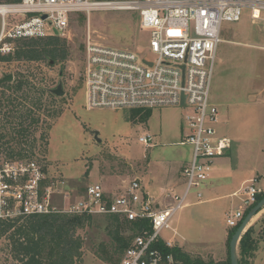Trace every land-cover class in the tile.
Here are the masks:
<instances>
[{
  "label": "built area",
  "instance_id": "2783aa9c",
  "mask_svg": "<svg viewBox=\"0 0 264 264\" xmlns=\"http://www.w3.org/2000/svg\"><path fill=\"white\" fill-rule=\"evenodd\" d=\"M96 9L138 10L141 26L149 30L146 53L117 48L89 39L83 57L86 107L110 109H153L181 106L188 132L182 143L193 148L184 168L185 187L178 194L163 192L158 201L134 179L116 193L101 183L89 184L71 199L63 187L49 182L34 159H7L0 164V221L17 220L47 213L88 215L117 214L128 220L146 219L144 228L124 251L119 264H181L173 251L177 235L172 220L188 204L192 190L203 199V187L211 177L216 160L232 147V139L218 132L221 111L211 101L210 91L223 22L240 21L245 11L253 21L264 22V0H19L0 2V52L14 50L16 39L51 35L66 36L78 15ZM45 16V17H44ZM264 48V46H263ZM153 58L147 57V52ZM151 133L139 141L151 146ZM264 192L253 178L238 191L240 204L226 216L227 225L238 226ZM57 200H63L61 205ZM67 201V202H66ZM249 226V225H248Z\"/></svg>",
  "mask_w": 264,
  "mask_h": 264
},
{
  "label": "rangeland",
  "instance_id": "374dc122",
  "mask_svg": "<svg viewBox=\"0 0 264 264\" xmlns=\"http://www.w3.org/2000/svg\"><path fill=\"white\" fill-rule=\"evenodd\" d=\"M222 37L236 42L224 41L219 44L210 98L218 104L222 114L228 110L227 98H232L239 117L236 128L231 132L225 123L217 126L218 132L228 134L233 142V170L227 178L217 183V190L226 192L238 184L235 177L243 173L264 175V103L262 96L256 95L264 86V48L255 46H264V22L253 21L249 12L245 11L240 21L223 22ZM63 38L67 40L68 47L64 60L56 63L48 60L0 62V79L5 74L11 73L14 77L19 72L29 70L42 77V83L47 88L60 86L64 92L56 99L44 96L45 113L54 110L61 113L56 118L46 114L43 116L42 127L35 135L38 138L42 132L47 133V150L44 151V142L38 140L30 153L45 170L49 182L63 187L58 181H65L71 199L82 194L91 183H101L111 193H116L134 179L142 180L145 190L151 193H160L162 186H176L173 181L177 180L182 187L178 190L183 191L186 180L184 167L190 163L193 153L190 144L182 143L188 132L183 121L185 108L157 107L151 109L147 120L132 121L131 109H88L85 106L83 57L86 43L91 39L140 54L146 53L149 30L141 26L139 11L96 9L90 14L78 15ZM146 55L153 58L149 51ZM1 124L3 121H0ZM49 124L51 128H47ZM144 133L154 136L153 145L139 141ZM32 138L26 142L29 149L34 144ZM5 153L0 146V164L7 160ZM195 192H190L189 203L173 217L172 226L180 233L175 241L182 244L191 256L201 257L198 249L195 251L194 241L199 237L208 238L213 249L203 259L227 262L228 245L224 257L214 255L224 250L228 225L223 209L224 204L230 207L229 200L213 202L224 203L222 208L211 207L212 202L195 204L192 203ZM62 201L57 200V203L61 205ZM106 226V216L93 215L91 224L80 230L84 239L83 264H109L96 255L100 244L110 241ZM251 226H254L255 236L261 234L264 212L256 215L248 228ZM9 235L0 238V264H21L10 252ZM162 236L171 239L173 231L166 229L162 231Z\"/></svg>",
  "mask_w": 264,
  "mask_h": 264
},
{
  "label": "trees",
  "instance_id": "16d2710c",
  "mask_svg": "<svg viewBox=\"0 0 264 264\" xmlns=\"http://www.w3.org/2000/svg\"><path fill=\"white\" fill-rule=\"evenodd\" d=\"M19 0H0V2H17ZM14 50L3 54L0 52V62L12 60L58 62L68 55L67 40L59 35L39 38L16 39ZM11 81L0 79V146L6 152L7 159H33L30 153L38 140L46 146L47 133L42 132L37 138L44 122L43 98L48 95L56 99L54 89L43 85V78L34 72H19ZM35 78V80H33ZM132 121H145L149 118L151 109H131ZM60 110H54L46 115L56 118ZM51 128V124L47 126ZM34 138V144L27 147L26 142ZM32 138V139H33ZM47 146L44 148L46 151ZM264 197V192L258 196V202ZM250 209L247 211V213ZM246 213V215H247ZM106 230L109 243H101L96 255L109 263H120L124 251L129 247L134 237L144 228H149L146 219L128 220L117 214L105 215ZM93 215L70 213H47L25 217L17 220L0 221V238L7 234L8 247L13 257L21 264H83L84 239L80 230L92 222ZM241 224V223H240ZM239 224V225H240ZM238 225V226H239ZM231 228L230 240L238 228ZM264 241V229L261 234L254 235L251 226L242 235L238 244L239 264H252V260ZM173 251L181 264H231L229 260L223 263L206 261L202 257H193L181 247L167 248Z\"/></svg>",
  "mask_w": 264,
  "mask_h": 264
},
{
  "label": "crops",
  "instance_id": "0c3cea01",
  "mask_svg": "<svg viewBox=\"0 0 264 264\" xmlns=\"http://www.w3.org/2000/svg\"><path fill=\"white\" fill-rule=\"evenodd\" d=\"M229 41V42H236L234 40L231 39H224L223 41ZM258 47H262L261 45H255ZM256 95L258 96H262V103H264V86L261 87L258 92H256ZM214 103V102H213ZM216 104V103H215ZM236 103L234 102V100H232V98H227V105H228V110L226 111V113L222 114L221 113V123H225L227 130L231 132V130L233 131V129L236 128V124L238 123V111H236ZM218 105V104H216ZM219 107V106H218ZM220 109V108H219ZM225 135V134H223ZM228 135V134H227ZM233 142H232V147L225 153V155L219 157L214 165V169L212 171L211 177L208 180V182L205 184V187H203V199L202 200H198L195 195V200H193L192 203L195 204H204V203H210L212 202L211 207L213 208H218V207H223L222 202H217L218 204H214L213 202L218 201V200H223V199H228L229 200V206H226L228 204H224V209H223V213L225 214V217L227 216V214L234 208L238 207V205L240 204L241 200L240 197L237 195L238 191L242 188V186L247 183L249 180L256 178L257 176H260V178L258 179V184L260 187H262L264 189V175H253L251 173L249 174H241L240 177H235L238 184L235 185L234 187H231L230 190L226 191V192H220V190H217V183L222 182V180H224L225 178H227L229 175L228 173L231 172L233 170L232 168V163H233ZM185 168V167H184ZM179 179V178H178ZM142 182V180H141ZM173 187L167 188V187H161L160 188V193L157 192H149V190H147V192L156 198V200L158 201H163V192L166 190H174L176 193L180 194L182 191L178 190L181 189L182 187H180V181H173ZM104 187V186H103ZM184 188V187H183ZM107 192H111L110 190L104 188ZM221 189V188H220ZM224 201V200H223ZM189 203V202H188ZM214 204V205H213ZM264 212V209L261 211ZM175 228V227H174ZM176 229V228H175ZM231 227L228 226V233L227 236L225 238V243H224V250L222 253H216V255L214 256H225L227 254V245H228V237H229V231H230ZM177 231V229H176ZM180 236V233L177 231V236ZM182 236V235H181ZM176 235L171 238L174 240L175 244L179 247H181L183 250L184 247L182 244H178L177 241H175ZM182 239L184 240V236H182ZM194 244H196V249L201 257L205 259L206 256H209L210 253L212 252L213 247L212 242L209 241L208 238H204V237H199L197 239H195ZM186 252L189 253V251L185 250ZM194 251V250H193ZM213 256V257H214ZM215 258V257H214ZM252 264H264V241H262L259 245V248L255 254V257L252 260Z\"/></svg>",
  "mask_w": 264,
  "mask_h": 264
},
{
  "label": "water",
  "instance_id": "95a60500",
  "mask_svg": "<svg viewBox=\"0 0 264 264\" xmlns=\"http://www.w3.org/2000/svg\"><path fill=\"white\" fill-rule=\"evenodd\" d=\"M45 17V16H44ZM13 79V75L11 73L5 74L1 79L3 81H11ZM54 93L58 96L64 94L61 87H57L54 89ZM264 209V197L250 209L245 218L242 220L241 224L238 226L236 231L234 232L230 243H229V251H230V260L231 264H239V255H238V244L242 237V235L247 231L248 225L251 223L252 219L258 215Z\"/></svg>",
  "mask_w": 264,
  "mask_h": 264
},
{
  "label": "bare ground",
  "instance_id": "6f19581e",
  "mask_svg": "<svg viewBox=\"0 0 264 264\" xmlns=\"http://www.w3.org/2000/svg\"><path fill=\"white\" fill-rule=\"evenodd\" d=\"M255 217H256V216H255ZM255 217L252 219V221L255 219ZM252 221H251V222H252Z\"/></svg>",
  "mask_w": 264,
  "mask_h": 264
}]
</instances>
